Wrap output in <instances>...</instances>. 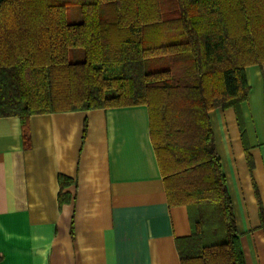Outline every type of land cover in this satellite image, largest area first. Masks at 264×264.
I'll return each instance as SVG.
<instances>
[{
	"label": "trees",
	"instance_id": "16d2710c",
	"mask_svg": "<svg viewBox=\"0 0 264 264\" xmlns=\"http://www.w3.org/2000/svg\"><path fill=\"white\" fill-rule=\"evenodd\" d=\"M262 63L264 0H0V116L146 105L181 264H245L208 113Z\"/></svg>",
	"mask_w": 264,
	"mask_h": 264
},
{
	"label": "crops",
	"instance_id": "0c3cea01",
	"mask_svg": "<svg viewBox=\"0 0 264 264\" xmlns=\"http://www.w3.org/2000/svg\"><path fill=\"white\" fill-rule=\"evenodd\" d=\"M245 76L246 98L208 116L244 262L264 264V63ZM190 233L146 105L0 116V264H181Z\"/></svg>",
	"mask_w": 264,
	"mask_h": 264
},
{
	"label": "rangeland",
	"instance_id": "374dc122",
	"mask_svg": "<svg viewBox=\"0 0 264 264\" xmlns=\"http://www.w3.org/2000/svg\"><path fill=\"white\" fill-rule=\"evenodd\" d=\"M70 11V20L71 21H78L79 20V16H75L77 14V7L76 6H71L69 8ZM80 52V51H79Z\"/></svg>",
	"mask_w": 264,
	"mask_h": 264
}]
</instances>
